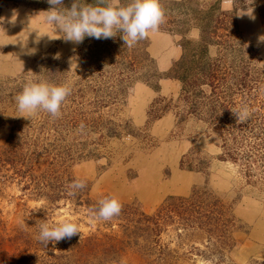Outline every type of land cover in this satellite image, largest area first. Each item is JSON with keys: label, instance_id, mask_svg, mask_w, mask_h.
<instances>
[{"label": "rangeland", "instance_id": "374dc122", "mask_svg": "<svg viewBox=\"0 0 264 264\" xmlns=\"http://www.w3.org/2000/svg\"><path fill=\"white\" fill-rule=\"evenodd\" d=\"M215 1L160 0L162 26L132 48L113 39L85 37L80 44L49 39L59 34L43 22L40 12L48 8L0 4V148L8 142L15 149L9 158L20 162L17 175L0 167V264H141L143 256L123 241L119 250L100 252L97 242L113 236L116 243L130 215L99 220L93 205L116 198L127 210L152 215L167 199L197 190L218 201V230L208 234L199 226L201 212L191 214L197 225L162 222L159 242L177 250L170 251L169 260L264 264V185L247 178L237 162L220 159V135L206 120L210 87L199 86L192 110L189 96L179 93L178 80L161 75L183 56L182 41L187 46L197 41V23ZM252 2L220 0L212 16L217 20L211 21L217 34L227 32L225 45L206 47L209 58L218 47L227 51L225 60L240 55L248 75L255 76V86L247 89L227 76L235 120L248 107L242 102L264 106V17ZM118 53L135 58L122 87L113 78ZM89 69L101 73L95 76ZM30 80L71 88L58 118L42 110L25 118L18 111L14 97ZM78 85L80 95L74 92ZM218 87L214 90L226 95L225 87ZM32 172L38 181L26 184ZM76 180L86 186L69 195ZM55 192L60 195L52 198ZM64 220L75 223L79 233L47 246L37 240L40 224Z\"/></svg>", "mask_w": 264, "mask_h": 264}, {"label": "trees", "instance_id": "16d2710c", "mask_svg": "<svg viewBox=\"0 0 264 264\" xmlns=\"http://www.w3.org/2000/svg\"><path fill=\"white\" fill-rule=\"evenodd\" d=\"M8 1H12L13 4H23L45 9L49 8L46 0H0V4L7 3ZM85 2L93 5L96 4V0H85ZM127 2L128 1H121V4H126ZM219 2L220 0H216L203 11L202 17L197 23L199 33L198 39L194 45L187 46V42L182 41L180 46L183 56L173 61L161 75L178 80L180 84L179 93L184 96H189L192 102V110L196 108L195 104L198 101L196 98L201 90L199 86L203 84L210 87L209 93L211 94L213 92V94L207 96L209 102L207 104L206 120L210 125V130L220 135V159L237 162L238 165H241L247 178L250 179L252 177L251 179L253 181L264 185V106L258 102H242L244 106L248 105L247 111L249 115L243 122L238 118L235 120L234 116L231 115L232 110L230 106L232 108L237 107L229 96L230 91H232L231 85L226 83L228 76L234 85L247 89L249 86H255V76L252 74L248 75V67L245 66V63H240V55H237V59H235L234 56H232L234 54H231L230 58L225 60L227 51H223L219 49V47L218 51L216 49V53L213 57L209 58L206 54L207 45L217 44L223 47L225 45L224 40L227 38L224 34L227 32L217 34L215 23L211 21L212 18L217 20V15H215V17L212 16L216 12L215 8H218L217 4ZM178 3L182 4L184 2L181 1ZM263 3L264 0H253L252 2L260 11L262 17H264ZM70 6L71 0H64V7L70 8ZM119 35L121 34L117 33V36L113 40L122 42ZM226 43L229 45L228 42ZM238 47L239 43L236 42L234 50H237L238 54H240V48ZM128 55L127 58H124L121 53H118L114 58L118 64L115 66L117 71L113 78H116L115 83L118 84L119 87H122V82L124 83L126 78L129 77L127 71L132 70V61L135 62V58L130 56V54ZM141 57L146 59L144 51H142ZM89 70L91 71L93 69ZM123 71H126L127 74L124 73L122 76L120 72ZM91 72H93L95 76L101 73L98 69ZM218 85L225 87L226 95L222 93V89L218 91L214 90L215 88L219 89ZM93 88L94 92H98V87L96 85H94ZM74 92L79 95L82 93L79 85L75 88ZM200 103L203 102L200 101ZM217 110L219 111L218 113L216 112ZM231 126H233V128H231ZM14 150L15 149L9 148L8 142H4V145L0 148V167L3 170L9 168L12 174L14 173L17 175L20 162L16 161L13 154L12 157L15 159H11L8 156V152H14ZM187 167L189 168V166ZM34 175L33 172L30 173L27 177L28 180H26V184L29 181H33V184L37 183L38 178ZM44 177L45 174L42 173L40 178ZM64 180L68 181L72 179H70V177L68 179L65 177ZM62 191L63 190H61L60 193H62ZM60 193L55 192L52 198L58 197ZM197 198L203 199L204 202L195 201ZM89 204L87 203L86 205ZM126 205L127 204H123L120 217L128 214L130 216L125 219V227L122 228L124 233L121 232L122 237L116 238V243H114L112 239L113 236H110L107 241L97 242L101 244L99 248L100 252H108L109 250L113 252L115 249L119 250L121 248L120 244L123 241L128 247L135 249L139 255L143 256V263L141 264H175L173 261L169 260V253L170 251L175 253L177 250L170 249L167 245H163L159 242V232L162 222L179 219L183 228L197 225V223L193 221L195 217L191 214L194 212H201L203 220L198 223L199 226L206 227L205 232L208 234L209 232L212 233L215 231V229L216 231L218 230L216 222L220 220V216L216 214L220 212V205L218 201L211 197L205 190H197L189 197H171L152 215H144L133 208L127 210ZM96 208H98V204H94L92 207V209Z\"/></svg>", "mask_w": 264, "mask_h": 264}, {"label": "clouds", "instance_id": "9594fccd", "mask_svg": "<svg viewBox=\"0 0 264 264\" xmlns=\"http://www.w3.org/2000/svg\"><path fill=\"white\" fill-rule=\"evenodd\" d=\"M46 2L49 8L40 12L44 14L43 22L52 26L53 31L59 34L58 37L49 39H63L64 42L73 44L82 43L85 37L97 40L114 39L120 33L124 45L132 48L146 39L150 32L158 31L165 20L160 0H128L126 4H121L120 0H96L95 5L86 3L85 0H71L70 8L64 7V0ZM246 14L254 19L251 13ZM54 58H59V54ZM70 94L71 88L67 85L30 80L24 83L14 100L18 111L25 118H30L40 110L58 118L61 115V105ZM235 115L243 122L249 113L245 109ZM85 186L80 180L72 182L69 185V195H74L76 190ZM121 210L119 200L105 197L98 201V208L93 211L96 219L107 221L119 216ZM78 233V226L68 220L55 225L42 223L39 225L37 240L47 246L49 242L70 239Z\"/></svg>", "mask_w": 264, "mask_h": 264}]
</instances>
